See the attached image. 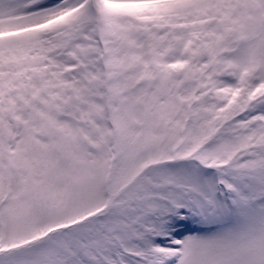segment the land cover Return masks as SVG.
Segmentation results:
<instances>
[{"label":"snow or ice","instance_id":"snow-or-ice-1","mask_svg":"<svg viewBox=\"0 0 264 264\" xmlns=\"http://www.w3.org/2000/svg\"><path fill=\"white\" fill-rule=\"evenodd\" d=\"M0 264H264V0H0Z\"/></svg>","mask_w":264,"mask_h":264}]
</instances>
